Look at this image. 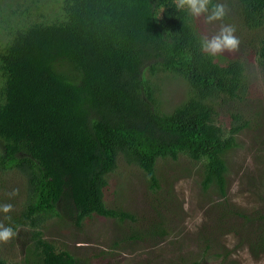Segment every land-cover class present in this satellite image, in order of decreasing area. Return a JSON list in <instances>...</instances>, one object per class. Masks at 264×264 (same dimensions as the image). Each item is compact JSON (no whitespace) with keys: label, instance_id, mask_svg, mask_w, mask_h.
Segmentation results:
<instances>
[{"label":"trees","instance_id":"obj_1","mask_svg":"<svg viewBox=\"0 0 264 264\" xmlns=\"http://www.w3.org/2000/svg\"><path fill=\"white\" fill-rule=\"evenodd\" d=\"M237 1L261 32L264 67V0ZM202 37L173 0H0V171L25 179L26 264H78L33 221L65 196L77 224L131 217L104 203L119 157L156 187L157 160L183 154L202 163L204 188L225 195V154L248 121L221 123L215 104L240 99L246 77L238 60L202 52ZM170 76L187 89L167 107L159 95Z\"/></svg>","mask_w":264,"mask_h":264},{"label":"rangeland","instance_id":"obj_2","mask_svg":"<svg viewBox=\"0 0 264 264\" xmlns=\"http://www.w3.org/2000/svg\"><path fill=\"white\" fill-rule=\"evenodd\" d=\"M212 3L227 6L223 21L206 25L203 17H193L194 24L203 36L215 34L220 23L235 26L239 50L218 57L222 62L238 60L246 77L240 99L215 104L221 123L237 113L248 121L237 145L225 154V195L213 183L204 188L202 163L183 154L157 160L156 187L141 168L119 157L107 175L104 203L130 213V218L92 214L77 224L65 196L54 212L33 220L44 239L68 250L78 264H264V67L256 59L261 32L246 25L237 0ZM186 89L182 78L170 76L159 98L172 107ZM25 202L24 177L14 169L0 171V205H12L9 213L0 211V223L17 233L0 243L3 264H26L25 246L34 229L22 214Z\"/></svg>","mask_w":264,"mask_h":264},{"label":"clouds","instance_id":"obj_3","mask_svg":"<svg viewBox=\"0 0 264 264\" xmlns=\"http://www.w3.org/2000/svg\"><path fill=\"white\" fill-rule=\"evenodd\" d=\"M173 3L177 11H186L194 18L203 17L206 25L223 21L227 15V6L224 3L213 4L212 0H173ZM235 33V26L220 23L215 34L201 38V51L211 57L223 55L225 52H237L239 50L240 40ZM15 194L16 190H13L12 195ZM0 211L7 214L12 211V205H0ZM16 235L17 233L12 227H7L0 223V243L6 244Z\"/></svg>","mask_w":264,"mask_h":264}]
</instances>
